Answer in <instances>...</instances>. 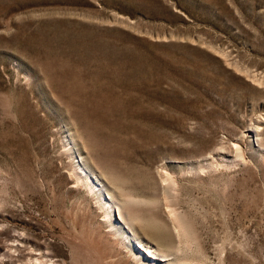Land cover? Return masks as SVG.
Masks as SVG:
<instances>
[{
	"label": "rangeland",
	"instance_id": "rangeland-1",
	"mask_svg": "<svg viewBox=\"0 0 264 264\" xmlns=\"http://www.w3.org/2000/svg\"><path fill=\"white\" fill-rule=\"evenodd\" d=\"M75 153L158 263L264 264V0H0V264H138Z\"/></svg>",
	"mask_w": 264,
	"mask_h": 264
},
{
	"label": "bare ground",
	"instance_id": "bare-ground-1",
	"mask_svg": "<svg viewBox=\"0 0 264 264\" xmlns=\"http://www.w3.org/2000/svg\"><path fill=\"white\" fill-rule=\"evenodd\" d=\"M76 143L77 141L76 142L71 141V144L73 145ZM74 157H75L74 164L77 170L78 178L83 183L85 184L87 183L89 191L91 193L97 195V201L100 207L102 208V210H104L105 215L108 218V222L110 223L111 230L115 232L114 235L119 236V239L122 240L123 244L129 250L132 251L133 257L138 262V264H160L156 260L157 259L156 256H160V255L167 256L165 254L166 251L154 244L151 243L148 244L146 242H143V239L141 238L142 236L140 237V234L136 231L137 228L135 227L134 220L122 214V209L125 211L126 208L132 207L135 198L134 197L127 198V196H123L122 194L120 196V193L118 195L115 191H113L111 188L108 187V184L100 178L98 173H96L94 170L90 168L83 167L81 162H83V160H85L86 157L84 156L80 157L79 155L77 156L76 153ZM171 176L167 174L165 180H167L170 184H176V179H174ZM85 178L91 180V184L87 182ZM117 214L121 216L120 219L117 216ZM172 214L177 216V219L179 220V226H178L179 228L177 232V236L179 238L178 240L180 243L186 242L183 239V237L184 235L187 234L186 224L188 223L187 221H185L183 218L180 217L177 210L173 209ZM181 250H183V244L180 246L178 244L176 246V253ZM41 261L37 256H35L33 258H29V260L23 264H40ZM47 264H58V263L50 260V263L48 262Z\"/></svg>",
	"mask_w": 264,
	"mask_h": 264
}]
</instances>
